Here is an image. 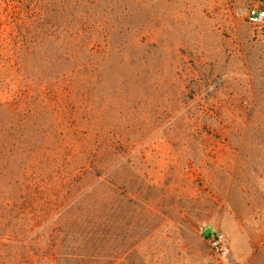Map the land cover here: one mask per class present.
Returning <instances> with one entry per match:
<instances>
[{
    "label": "rangeland",
    "instance_id": "374dc122",
    "mask_svg": "<svg viewBox=\"0 0 264 264\" xmlns=\"http://www.w3.org/2000/svg\"><path fill=\"white\" fill-rule=\"evenodd\" d=\"M251 7L264 0L115 7L127 16L116 43L125 27L146 51L131 47L97 100L128 158L112 209L114 237L133 246L116 264H264V33Z\"/></svg>",
    "mask_w": 264,
    "mask_h": 264
},
{
    "label": "trees",
    "instance_id": "16d2710c",
    "mask_svg": "<svg viewBox=\"0 0 264 264\" xmlns=\"http://www.w3.org/2000/svg\"><path fill=\"white\" fill-rule=\"evenodd\" d=\"M119 1L0 6V264H116L133 246L112 209L128 158L97 101L115 63L146 52L125 27L116 43Z\"/></svg>",
    "mask_w": 264,
    "mask_h": 264
},
{
    "label": "built area",
    "instance_id": "2783aa9c",
    "mask_svg": "<svg viewBox=\"0 0 264 264\" xmlns=\"http://www.w3.org/2000/svg\"><path fill=\"white\" fill-rule=\"evenodd\" d=\"M247 20L258 31L264 33V9H260L258 7H251L248 10ZM211 239L214 241L215 244L219 246L224 243V235H212Z\"/></svg>",
    "mask_w": 264,
    "mask_h": 264
}]
</instances>
